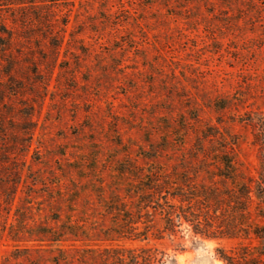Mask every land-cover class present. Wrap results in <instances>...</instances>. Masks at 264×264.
I'll list each match as a JSON object with an SVG mask.
<instances>
[{
    "label": "rangeland",
    "instance_id": "rangeland-1",
    "mask_svg": "<svg viewBox=\"0 0 264 264\" xmlns=\"http://www.w3.org/2000/svg\"><path fill=\"white\" fill-rule=\"evenodd\" d=\"M0 10V264H134L142 248L159 264H223L219 250L239 244L264 252V239H206L186 225L143 242L118 229L126 182L155 162L215 171L212 156H182L201 143L257 178L264 0Z\"/></svg>",
    "mask_w": 264,
    "mask_h": 264
},
{
    "label": "trees",
    "instance_id": "trees-1",
    "mask_svg": "<svg viewBox=\"0 0 264 264\" xmlns=\"http://www.w3.org/2000/svg\"><path fill=\"white\" fill-rule=\"evenodd\" d=\"M3 13L0 10V17ZM258 137L262 156L255 179L241 177L230 152H214L201 143L195 149L183 150L182 156L194 160L212 156L219 163L214 172L208 166L191 168L182 159L171 166L155 162L136 181L128 180L118 226L121 237L139 242L161 240L186 225L193 235L206 239H264V129ZM203 171L205 178L201 177ZM219 254L223 264H264V252L249 244L219 250ZM156 257L151 249L142 248L130 262L159 264L161 259Z\"/></svg>",
    "mask_w": 264,
    "mask_h": 264
}]
</instances>
